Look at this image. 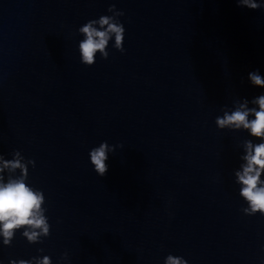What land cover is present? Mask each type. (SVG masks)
I'll list each match as a JSON object with an SVG mask.
<instances>
[{"label":"water","instance_id":"obj_1","mask_svg":"<svg viewBox=\"0 0 264 264\" xmlns=\"http://www.w3.org/2000/svg\"><path fill=\"white\" fill-rule=\"evenodd\" d=\"M101 17L122 40L86 65L80 29L106 31ZM251 72L264 78V8L237 0H0V167L24 166L0 176L42 193L48 226L0 235V264H264V213L236 176L264 141L216 123L258 110Z\"/></svg>","mask_w":264,"mask_h":264},{"label":"clouds","instance_id":"obj_2","mask_svg":"<svg viewBox=\"0 0 264 264\" xmlns=\"http://www.w3.org/2000/svg\"><path fill=\"white\" fill-rule=\"evenodd\" d=\"M237 4L250 10L264 8V2L258 3L257 0H237ZM96 21H89L80 29L85 39L79 45L83 62L86 65H93L96 52H104L108 44L109 34L114 33L117 46L122 40L124 29L112 23L108 17H101L98 21L101 28L107 26V30H97L93 25ZM249 79L255 86L264 88V78L257 72L249 73ZM258 105L256 108L249 109L247 102L241 104L235 111L225 113L222 118L218 117L216 123L223 129L234 127L235 129L246 130L252 137L264 141V95L253 101ZM250 117H253L250 119ZM122 147V145H121ZM107 143H101L98 148L90 151V161L94 165V170L99 176L103 177L108 172ZM245 161L242 171L237 172L238 182L242 185L240 195L247 201L253 213H264V181L261 177L264 174V142L253 145L252 142L246 143ZM0 172L4 169H22L23 165L19 160L2 162ZM0 176V235L4 237V243L10 244L14 233L19 229H26L23 235L29 241H34L38 235L36 231L31 234L27 229H42L48 232V226L41 208L44 198L42 193L33 190L24 182L23 176L18 179H10L3 183ZM10 264H15L14 261ZM19 264H28L26 260H20ZM39 264H50L49 258L45 257ZM166 264H186L185 261L175 259L171 256L167 258Z\"/></svg>","mask_w":264,"mask_h":264}]
</instances>
